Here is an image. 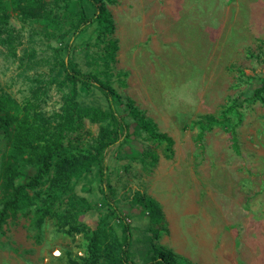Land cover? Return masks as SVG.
Returning <instances> with one entry per match:
<instances>
[{"label": "rangeland", "instance_id": "374dc122", "mask_svg": "<svg viewBox=\"0 0 264 264\" xmlns=\"http://www.w3.org/2000/svg\"><path fill=\"white\" fill-rule=\"evenodd\" d=\"M30 2L1 0L0 95L13 101L12 117L29 113L35 143L55 135L67 110L69 87L52 77L79 6L74 0ZM104 6L112 33L101 36L100 28L92 40L77 43L66 62L106 80L119 95L115 110L131 141L107 153L106 191L114 206L130 223L144 202L157 204L159 234L151 244L187 264H264V103L250 98L264 79V0H109ZM110 39L117 49L106 68L101 40ZM97 95L88 102L101 108ZM221 115L225 123L207 126L205 118ZM139 119L172 138V155L163 142L148 139ZM13 126L12 120L0 128V163ZM101 126L107 121L82 118L64 132L57 157L90 155ZM47 188L44 182L37 189L36 204ZM100 189L89 175L74 193L65 191L39 228L34 207L7 220L0 264H106L115 252L113 234L105 228L98 250L87 253L99 214L80 200L99 204ZM146 220L132 223L138 264L150 250Z\"/></svg>", "mask_w": 264, "mask_h": 264}, {"label": "trees", "instance_id": "16d2710c", "mask_svg": "<svg viewBox=\"0 0 264 264\" xmlns=\"http://www.w3.org/2000/svg\"><path fill=\"white\" fill-rule=\"evenodd\" d=\"M74 1L79 6L77 20L63 36L61 49L58 51V63L52 77L55 84L69 87L66 97L67 110L56 127L55 135L47 141L39 140L31 143L34 131L30 126L29 113L26 111L18 119L12 117L10 105L13 101L6 95H0V128L10 126L12 120L14 122L9 143L0 163V230L7 220H14L20 212L30 207H34V225L39 228L45 218L53 215V205L64 195L65 191L71 190L74 193L76 187L92 175L102 189L99 190V204L90 205L86 197H80V200L87 205V211L96 210L99 214L95 229L87 236V253L93 255L98 250L101 242L99 238L105 228H108L113 234L115 252L113 255H106V264H138L134 260L135 255L131 253L133 232L137 231L132 223L141 222L144 217L149 223L147 231L150 235L147 241L150 250L147 251L145 260L139 264H187L171 251L151 244L159 234L157 224L161 219V213L157 204L150 200L144 202L143 212L129 223L126 216L121 215L114 206L106 191L108 150L120 142L129 145L131 134L128 125L115 110L116 101L119 100L117 92L106 80L99 79L97 75L82 73L75 67H71L66 62V58L77 43L92 40V34L100 28H102L101 36L104 33H112L110 15L104 6V2L109 0ZM26 3L27 6L33 5L30 0H26ZM101 41L103 51L99 57L103 66L107 68L116 52V42L112 39ZM58 79L61 81L59 82ZM93 92L98 93L101 108L88 102ZM263 94L264 79L261 85L252 92L250 98L264 103ZM131 114L133 117L136 116L135 110ZM82 118H87L93 123L107 121V126L100 127V138L97 139L94 151L82 160L58 158L64 132L74 130ZM205 120L207 126H212L225 123L227 118L221 115L219 120L213 117H207ZM137 124L146 133L148 139L163 142L169 155H172L174 142L171 137L156 132L142 119H139ZM230 132L233 146L236 148L234 129L231 128ZM149 158L154 162L157 160L155 155H150ZM29 171L33 172L32 175H29ZM72 179L74 183L69 187L68 184ZM44 182L48 184L47 191L43 194L45 197L36 204L37 189ZM30 192H34V195ZM111 221H115L114 226Z\"/></svg>", "mask_w": 264, "mask_h": 264}, {"label": "bare ground", "instance_id": "6f19581e", "mask_svg": "<svg viewBox=\"0 0 264 264\" xmlns=\"http://www.w3.org/2000/svg\"><path fill=\"white\" fill-rule=\"evenodd\" d=\"M56 254H58V253H56Z\"/></svg>", "mask_w": 264, "mask_h": 264}]
</instances>
